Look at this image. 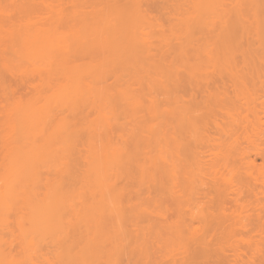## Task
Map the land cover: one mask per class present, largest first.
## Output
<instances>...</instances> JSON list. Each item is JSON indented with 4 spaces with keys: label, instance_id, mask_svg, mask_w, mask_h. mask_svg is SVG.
Instances as JSON below:
<instances>
[{
    "label": "rangeland",
    "instance_id": "obj_1",
    "mask_svg": "<svg viewBox=\"0 0 264 264\" xmlns=\"http://www.w3.org/2000/svg\"><path fill=\"white\" fill-rule=\"evenodd\" d=\"M251 1H253L257 4H261V6H262V3H264V0H0V14L5 15V16L2 15V18L5 19L6 14L8 16V11H11V13H13L12 14L13 16L16 15V16H18V18L20 17L19 19L17 18L18 22H16L17 19L14 18L16 20L15 24L19 23L21 18L23 20H25L26 17H27L26 19H28V17H30V18L32 17L31 19H34L33 17H35L36 20H38L39 17H36V16H42L43 17V18L39 19V20H41V23H40V21L38 22L39 24H37V22H36L37 25L32 24L31 23L32 21L29 22L31 24L28 23L27 25H24L25 24L24 21L21 20L19 23L21 25L19 26L17 24V26H15V24L12 23L13 19L10 18L11 19V22H10L9 18L6 17V18H8V24H7V22H5L4 20L1 19V15H0V19L3 21L2 22L0 20V26H2L1 23L3 24L4 22H5V26L9 25L10 23L14 24L15 27L19 26V28H15L13 26L15 28L16 32H18L17 34H16V32H14L15 30H12V33L14 32L13 35H11L12 33L11 34L8 33V32H10L9 29H11L10 27L12 26V24H10L9 28H5V30H3L4 33L2 31L3 35L0 34V38H2V36H3V38H5V40L7 39V37L8 38L13 37V38H10L7 40L8 43L7 42L5 43L6 48L5 47L2 48L3 46L1 44H2V41H4V40L0 39V40H2V41H0L1 42L0 48H2L1 50H3V51H6V50L10 51V54L8 53L10 56V59H11V54L13 53L11 61L14 64H16V65L18 64L22 67L26 65L27 68H30L29 71H32V70L38 71V69L42 66L45 68L44 63L46 64L48 62V60L51 58L53 53L56 52V50H58L61 47L63 48L64 46H66L65 45L66 43H68V45H69V42H70L71 46H74L76 43L79 42V45L81 43L83 46H86V50H85V52H83L84 53V55H83L84 59L83 60L80 59V58H82V55H80V54H77L74 57V58H78L80 60V62H83V63L81 66H78V67L74 68L72 71H70L68 80H66V83L68 86L66 88V90L63 91L61 94H59L58 91L53 90V88L52 89L50 88L51 90L56 91L55 94H59V95L58 96L54 95V97L52 96L53 94L50 95L52 97L51 100H53V101L56 100V101L54 102V104L51 100H49V101L52 104L47 101L48 103H50L49 108L47 106V108L49 109L48 111L44 110L47 108H46L45 102L44 101L41 102V99H42L41 96H45L47 93L50 94L51 90H49V88H47V90H46L47 93L44 91L45 92L44 95H42V94L38 95V97L39 96L41 97V98L39 97L37 99V101L39 100L40 103L39 102L33 103L34 101H36V99L33 100L35 98V96H34V98L32 97L33 102L30 100L31 98L30 99L28 98L30 100L31 104L25 100L26 104L29 103L30 105L22 106V108H20L21 107V105H20L21 103H20V104H18V106L20 105L19 107L16 106L19 109L18 113L15 114L16 111H14L13 113L19 117L21 114L22 118H23V116H26L30 119L34 118L32 120V121H34V120H37L36 119L37 117H40L41 115L45 116V113L48 114V112L52 110V108H50V106L53 105L54 110L58 112V115L59 114L60 115L66 114L68 119H72V116L74 115V114L72 115V113L75 111L74 108H77V107L73 108L72 105H74V103H73L74 100H77V98H78L79 99L78 102L79 101L82 102L84 100L85 103L79 104V106H78L79 108L77 109V111H75L76 113L74 116H76V118L78 120L80 119V121H81L82 117H83V119L84 118L87 119L88 117L91 118V119L88 118L87 120L85 119V122L83 121V123H86L85 125H82L83 123H79L77 120L72 119L73 121H75V124H76L75 126H77L78 129H73V130L71 129V130L81 132V133H79L80 135H77L78 133L75 134L78 137L77 138L75 136V138L79 139L78 145H75L76 146L75 150L77 149V152H78L80 149H82L83 152H82V150H80L81 152L79 151V153H76V152H74L75 150H73V151L71 150L70 153H68V151L66 153V152H62V151L60 152V150H58L60 148V146L58 145L59 141H58V143L53 144L55 146H52L50 144L51 146H49V148H48V146L45 148H38V146L41 145V143L43 142V139L47 138L49 136V134L52 133V131H53L52 128L54 127L55 122L52 124L53 127L51 125L50 129H52V130L47 129L45 131L44 130L42 131L41 126L37 127L38 129L35 128L36 124H38V122H35L36 123L35 125H33V124L31 125V123H30L29 124L31 126V128H30L28 125V123L30 121L27 122L28 119L26 121V119L24 118L25 120L24 119L23 120L25 122H27L26 127L23 126L24 127L23 128L21 126L20 128L18 127L19 129H17L16 125L18 124V121L17 122H15V121L18 119L16 118V120H15V117L13 119L14 114L12 116H11V114L10 115L7 114V115H9V117L10 116L12 117L10 119L15 120L14 122L17 123L15 125V128L17 129V131L14 130L17 133L13 134L12 132H10V128H9V132L12 133L9 136L10 137L13 136L11 138V140H13L12 142H14V143H12L11 140H9V139H8L9 140L8 143L11 142V144H9V145H11L12 148H10L9 146L5 147L6 143H7L6 138H10V137H5V143H4V141L3 142L1 141L3 143L2 145H4L3 147H5V148H3V147H2L3 149L0 148L1 150H4L6 148L9 150V148H10L9 152H11V149L13 150V147L15 148L11 158H8V160H7L5 157L6 161L4 159H0V162L2 165V167H0V264H37L43 255L46 256L45 252H47L48 250L50 252L49 254L47 253V255H49V260L55 261L56 260L55 258H57L58 260H56L54 262V264H59L58 261L61 262L60 259L64 258L62 255H63V253L66 252V251H64L66 249H64L62 252V247H65V246H62L61 248H59L61 246V244H64V243H61V244L59 243L60 239L65 238L62 234H64L66 236V234L68 232H69V234H70V232L75 233V231H71V230L76 228V232L79 233L78 237L81 236V238H84V239H85V237H87L85 241L87 242V239H88V242H90L91 241L90 239H92L90 234L92 235V233L94 232L93 231L94 229H95V231H97L96 229H98V227H97L98 225L97 226L95 225V222L97 221V219H94L97 216V213L99 212L98 210L101 209L103 211H106V208H108L109 204H110V206H113L112 201L116 200L115 196H117L116 193L118 192V188L121 186V182L124 180H127V181L131 180V181L136 182L135 185H137L138 180L139 181L143 180L140 175H142V177H143L144 172H142L141 169H138L139 168V167H137L138 164L139 165L141 164L142 167L144 168L146 166L145 164L148 163L150 166V169H151V168H153L154 164L156 165L158 163V161H161L162 163H160V165H158V164L156 165V168H157L159 166H162L161 164H163L165 162V161H163L162 158H165L164 160H166V158H167V160H166L167 163H164V169H165V165L167 166V164L169 163L168 159L172 163H173V161L174 162L178 161L177 159L174 160L175 158H172V159L170 158V155H172V154H171V151H169V150H171L170 147L173 144L172 145L169 144L170 139L167 141L168 138L165 136L168 133H170V131H168V133H167V129H168V127L170 128L172 126L169 124L172 122L168 123V119H167V121H166V119H162L164 116H161L162 115L161 113H163L164 108H160V111L158 110L159 107L162 105H165L166 107L172 106L173 109H175L177 107L175 106V108H174V106L170 105V103H168L169 104L168 106H167V104L163 103V101H164L163 96H165V95H163L162 93H159L162 95H160L161 97L158 95L157 98L160 97V99L163 101L161 102V104H159L160 103V100H159L158 108H157V106L153 105L156 107L155 111H154L155 108L153 106H152L153 108L151 107L153 109V111L151 110V108L149 109L151 112L148 110V108L152 105V104H150V94H152L156 90V89L153 90L151 88L150 91H152V90L153 91H152V93L149 92L150 88L148 89V85L151 83L150 85L151 86L153 85L152 87L155 88L157 85L154 83H156V82H158L159 84L162 82H164V83L169 82L168 77H166V75H165L167 72H164V70L162 68L163 65L161 67V62H159L160 66H158L159 64L157 65L158 67H161L159 69H156V67H154V65L151 64L152 63L151 61L154 60L152 57H154L157 53L160 55V52H159L160 49H165L167 47V45H169L171 47V49L173 48L172 51L174 52V54L176 53V51L177 52L181 51V54H183L182 50H181L183 48V50H185L184 51L185 53L183 55H186V52H188V51H189V53L191 52L192 54L195 53V55L193 54V56H192V54H189V56L190 55L191 56L188 59H186V57L181 58L183 55L182 56H180V54L177 55L176 57L180 56V59L181 60L183 59V61L186 62V63H183L181 67H183V65L185 64L184 67L187 66L189 71H190V69L193 67L191 69V70H193L195 68L194 66L196 65L197 68L195 70H197V71L200 70L199 74H201L204 71L203 70L201 72V69L204 68L203 66H205V67L207 66V68H209L211 66V65L208 66V64H211V63H209V61L207 60V52L210 49H215L213 47L214 45L212 46L209 44L210 41H207L208 43L205 42L206 38L213 36V34L215 35V33L217 31L219 32V30L222 29L223 27H225L226 25L228 27V24H230L229 27L233 28L234 27L233 26L234 21L232 23V19L237 21L241 17L242 19H244L243 22L247 21L246 23H248L249 21H251V23H252V21L254 22L255 18L257 19V21L258 20L264 21V12L262 13L261 11H258V8H256V7H253V9L256 8L257 11H251L249 9V7H251V5L249 6L248 4H250ZM14 3H16V5L18 4L19 6L17 7L16 5H14ZM255 3H253L252 5H254ZM12 4H13V6H12ZM138 4L141 5V6H139L140 9L137 8ZM236 4L242 5L241 7H243V8H235V10H237V11L239 10L238 11L239 13L238 12L236 13V11H235L234 14H231L229 12V14H231L230 19L232 18L230 20L229 17H227V13L230 9H227V8L233 7ZM246 5L249 7L247 8ZM255 6H256V4H255ZM145 7L149 8L150 12L154 8H155V10H153L152 13H150L151 15H149V11ZM238 7H240V6H238ZM223 8L225 9L224 10L225 12L223 11ZM12 9L15 10V14H14V11H12ZM145 9L148 12L147 11L145 12L144 11ZM251 9H252V7H251ZM256 9H254V10H256ZM261 9H263V8L261 7ZM226 10H228L227 13H226ZM11 13L9 15H11ZM153 13L155 15L152 16ZM13 16H11V17H13ZM44 17H47L48 20H49V17L53 18L54 20H58L59 18H62L63 22L68 21V23L61 24L62 22L59 19L58 21H60V24L56 21V23L58 25H55V24L54 25H52V24L48 25L49 23H51L50 21H49V23H47V22L42 23V21L44 22V20H45ZM51 18H50V20H51ZM33 23H35V22L33 21ZM257 23L259 24V21ZM257 23L255 25H257L259 27L258 28H256L257 26L254 27V29H256V30H255V33H254V31H252V33L256 34V32H258V37H259V31H260L259 29H261V28H260V25H258ZM237 24H239V23L237 22ZM249 24H247L248 31H250L249 29H251L249 27ZM244 25L246 26V24H244ZM255 25L252 23V26H255ZM262 26H264V25H262ZM13 27H12V29H14ZM229 27H228V29H231ZM238 27H239V29L237 27L236 28L239 31L241 27L240 26H238ZM236 28H235V30H236ZM254 29H252V30H254ZM1 30H2V28H1ZM1 30H0V32H1ZM237 30H236V32H237ZM232 32H233V30L231 31V33ZM263 32H264V30L261 31V33H263ZM14 34H15V36H14ZM185 37H188V38H185ZM189 37L191 39H193L191 41L188 40L189 43L190 42H192V43L185 45V43L187 41L184 42V40L189 39ZM65 41H66V43H64ZM5 44H4V46H5ZM169 46L167 48H169ZM7 47H8V49H7ZM88 48L90 49L89 52H87ZM217 49L218 48H216V50ZM99 50H101L103 52H98ZM166 50H165V52H166ZM186 50H188V51H186ZM7 51L5 52L6 55H8ZM91 51H93V52H91ZM172 51H171V53L173 54ZM213 51H215V50H213ZM213 51H211V53H213ZM246 51H248V50H246ZM246 51L244 50L243 53L247 54ZM260 52H261V50H260ZM91 53H92V55L96 54V58H94L91 55ZM98 53H102L103 56H101L102 54L99 56ZM124 53H128L127 55H131V56L132 55L134 56L137 54V56L134 58L133 57L128 58V61L131 64L130 68H128L129 66H125L124 62L122 61V54H124ZM166 53L169 54L170 51L166 52ZM55 54H57V53H54V55ZM172 54H170V55H172ZM187 55H188V53H187ZM173 56H175V55H172V57ZM241 56H242V54H241ZM169 57H167V60L168 59L172 60ZM245 57H247V56H245ZM248 57H250V55ZM52 58L54 60L55 57L53 56ZM151 58L153 60H151ZM238 58H240V56H238ZM157 59H158V56H157ZM159 59H160V57H159ZM163 59H164V57H163ZM241 59L243 60V56ZM176 60H177V58H176ZM186 60H188L189 63H187L188 61H186ZM201 61L204 63V65ZM223 61H224L222 63L223 66L227 65V62H226V64H224L225 60H223ZM80 62H77L75 64L77 65ZM153 62H155L154 64L156 65V61L154 60ZM177 62H178V60H177ZM177 62L175 63L176 64L175 66L180 65L179 62H181V61L178 62L179 63L178 65H177ZM221 62L222 61H220V63L219 62L218 63L221 64ZM49 63L51 64L50 61H49ZM200 63H201V65H200ZM186 64H188V65H186ZM190 64H195V65L193 66ZM219 64H217V66H219ZM18 65H17V67H18ZM122 66L127 67V68H125V67L123 68V72L121 71ZM229 66H227L226 68H229ZM181 67H178V70H179V68L181 69ZM211 67H213V66H211ZM182 69L184 70V71L182 70V72H186V74L189 73V72L187 73V71H188L187 69L186 70L184 68H182ZM160 70L161 71L163 70V72L161 73ZM195 70H194V72L198 73ZM205 70H206V68H205ZM226 71H227V69H226ZM180 72H181V70H180ZM36 73L37 72L34 73L36 75L34 77V79H32L33 76L30 77V79H32V80H30V82L32 81L34 84L37 82V79H38ZM163 73H165V74H163ZM190 74H191V72H190ZM164 75L166 78L164 77ZM196 75H198V74H196ZM226 75H227V72H226ZM171 76H169V77H171ZM183 76H185V74H183ZM156 77H157V79H156ZM158 77H159V79H158ZM120 78L125 79L124 82L125 81L127 82V83H125L127 88L125 87V85H122L123 81H121ZM160 78H163L164 80H161V82H159ZM183 78H185V77H183ZM243 78H244V81H247L245 79V77H243ZM35 79H36V82H35ZM258 79H256V80L259 81ZM188 80L189 79H187V81ZM194 80L196 81L197 79H194ZM198 80H200V79H198ZM248 80L250 81V79H248ZM120 81H121V83H120ZM129 82L132 83L134 88L130 87L131 84ZM185 83L187 86H189L188 85L189 82H188V84H187V82H185ZM193 83L195 84V82H193ZM248 83L249 82H247V84H246L247 86H248ZM154 85H155V87H154ZM122 86H124L125 88H123ZM136 87H138V90ZM244 87L245 86H243V89H244ZM122 88L123 89L129 88L130 91L129 92L125 91V93H124ZM156 88H158V87H156ZM30 89L32 90L33 88L31 87ZM133 89L136 90V92L142 90L140 92L141 93L143 92L144 95H142L140 93H139L140 95L134 94ZM161 89H163V88H161ZM243 89H242V94H240L241 95L240 97L243 98V96H244L245 99H243V100L245 102V100L248 98V96H247L246 92H244ZM130 92H133V93H130ZM48 94H47V98L49 96ZM157 94H158V92H157ZM169 94H168V98H165L166 100L172 96V95L169 96ZM136 95H138V97ZM141 95H142V97H141ZM50 96H49V99H50ZM45 97H44V99L46 100ZM36 98H37V96H36ZM80 98H82V100ZM136 98L138 101L136 100ZM239 99L240 98H238V100ZM166 100L164 102H166ZM140 101H141V103H140ZM135 102H137V103L139 102V104H138L139 106ZM244 102H242L243 106L245 105ZM242 103H241V105H239L240 106L239 109H241L240 112L242 111V109H244L243 111L245 112L246 110L244 107H246V106L243 107ZM238 104H240V103L236 102V105H234L235 107L233 106L234 109H231L232 111L229 109L231 111L230 116H231L232 112H234V114H236L235 116H239L238 108H237ZM43 105H45V106H43ZM227 105L228 106L225 107L226 112H227V107L228 108L230 107L229 104H227ZM230 105L232 106V104H230ZM8 106H9V104H7V107ZM10 106H11V104H10ZM10 106H9V109H11ZM43 107H45V108L43 109ZM59 107H60V109L57 110ZM70 107H72V109H70ZM162 107H164V106H162ZM170 107H169V109H170ZM172 107H171V110H172ZM17 108H16V110H18ZM63 109H65V110H63ZM169 109L167 108L165 110L168 111ZM54 110H52V111L54 112ZM61 110H63L66 113H64ZM72 110H73V112H72ZM176 110L178 113V110H180V108L179 109L177 108ZM176 110H172V111L173 112L175 111V114H176ZM1 112L3 114V111H1ZM153 112H154V115L152 114ZM173 112L171 115L174 114ZM8 113H10V112H8ZM50 113L51 112H49V114ZM112 113L114 116L113 118L111 116ZM155 113L157 114L158 117L156 116ZM158 113H160V114H158ZM164 113H166V112L164 111ZM181 113H184V112H181ZM49 114L46 115L45 117H48ZM52 114H55V113H51V115ZM77 114L80 115V117L81 116L82 117L78 118ZM180 114L177 115L178 118L180 117ZM234 114H232V116H234ZM87 115H88V117H87ZM181 115L184 117L183 114H181ZM1 116H3V115H1ZM159 116H160V118H159ZM211 116H212V118L216 117V115L213 116L210 114V116L208 118L210 119ZM226 116H227V114L225 115V117ZM45 117H44V119H45ZM56 117L57 116L55 115L54 118H56ZM140 117L145 118V120L144 121L142 120L143 122H141V124L139 125L138 122L141 119ZM6 118L7 117H5L4 119L6 120ZM58 118H60V116ZM58 118H57V120H58ZM92 118L94 119V121L90 122L93 120ZM166 118H167V116H166ZM178 118H176L175 120H177ZM231 118L232 117H229L230 120H231ZM2 119L0 117L1 123H2V121L3 122L9 121L8 120L9 118H7L8 121L7 120L4 121V119L3 120ZM40 119H42V117ZM52 119H53V116H52ZM173 119H174V117H173ZM23 120L21 119V122ZM42 120H41V122L39 120V123H42ZM54 120H56V119H54ZM170 120L172 121V118ZM212 120H215V119H212ZM260 120H261L260 122L257 121L258 123H256V128H254V129H253V127L248 128L247 129L249 131L248 133H247V130L245 132H243L244 138L241 135L240 141H236V139H235V141L237 143L239 142L237 144L238 146H236V143L235 144L233 143L235 141L232 140L233 137H235V136L233 135L232 137L229 138V135H228L227 137H225L226 145L222 146L221 150H217L218 149L217 147H216L217 149H214L215 145L213 144V142H211L213 145L209 142L212 145V147L214 146L212 148L213 151L209 152L210 150L207 151V149H206L207 153H205V154H202V152H200V148H202V146L204 145L203 146L204 149L202 148V150L204 151L205 146L208 145V141L210 139L209 137H211V139L214 137V139H215V137L219 134L217 131L215 132L216 129L210 121H209V123L211 124V126H208V128H207V124H206V126H204L206 128H204L202 125L203 123H202L201 125L203 127V131H204V129L208 130L209 131V134H208L209 137H203V139L199 138V141H197V142L199 143L201 140L203 141L204 138H205L204 141H206L208 138V140L206 142L207 144L205 145L204 142H200V145L202 143H203V145L199 146L198 147L199 149L198 148L193 149L194 147H192L193 146L192 143H189V145H192V146L191 147L187 146L188 148H186V146H185V148H184V150L185 149H188V150L193 149L194 151L193 150H192V152L190 151L189 154L185 153V154H188L189 157L191 155L190 158L186 159L187 163H188V167L187 166L186 167L188 168L187 170H189V171L192 170V171L189 172L186 170L185 174L188 176H185V174L182 176L186 177L187 180H190L193 178L192 180H194V181L197 178L196 181L198 182L200 180V182H202V183H203V180H202V178H203L205 181H207L206 182V184H207L206 190L208 189L210 191V193L213 194V196H215L216 193L222 191L223 194H221L222 192H220V194L225 199V201H224L225 207L221 208L217 204H211V205H209V207L210 206H213V207L212 208L207 207L208 209L206 212H208V217L210 218V221L212 224H214V225L220 224L218 229L220 231H226V232H224V233H226L224 235L225 239L224 238L223 239L228 246H231V248H229L227 250L225 255L224 254L222 255V257H221L222 263L218 262L217 257L215 258V255L211 254L210 256L205 258L204 262L202 261L201 264H264V193L262 192L264 190V186L262 185V180L264 179V156L263 157H257L255 155V151H254L255 148H257L256 145L258 144V142H259L258 140H260L259 138L261 137V135H263V139H264V116L263 115H261ZM11 122H12V120H11ZM123 122L126 124H124ZM162 122H164L166 125L169 124L170 126L167 127ZM23 123L21 125H23ZM32 123H34V122H32ZM87 123H88L89 127H88ZM90 123H91V126H90ZM177 123L174 122V124H177ZM145 124H146V126H145ZM149 124L152 125V126L150 125V128L148 126ZM40 125H43V123ZM124 125H126V126H124ZM142 125L144 127H147V128H144ZM181 125L182 126H178V128L179 127L183 128L182 131H180V134L182 132L183 133L185 132L186 136L184 135V138L187 140L190 137L189 134H191L192 137L193 136L196 137V134H197V136H199V134L202 135L201 133H204L205 136H208V135H206L208 132L207 133H206V131L203 132L201 130L202 129L201 127L197 131L196 129H198V128H196L194 126H192V128H191V127H189L190 125L187 126L186 123H183ZM3 126H1L3 128L2 131H4ZM7 126H9V125H7ZM38 126H39V124H38ZM48 126H50V125L48 124ZM175 126L176 125H173L174 131L177 128V127L175 128ZM142 127L144 129L143 131L146 132L147 134H145V133L143 134V131L141 132ZM152 127L156 128V129L154 130V128L152 129ZM157 127H159V128H157ZM193 127L196 129H193ZM197 127H199V125ZM39 128H41V130ZM57 128H59V127H57ZM6 129L7 128H5V131H7ZM132 129H133V131H132ZM59 130H57V131H59ZM126 130L129 134L131 132L132 134L135 133V135H133V137H132V135L130 136L126 132ZM168 130H170V129H168ZM194 130L196 132H194ZM200 130H201V132H200ZM50 131H51V133H49ZM152 131L155 132V134L158 133L157 134L158 138L156 137V139H153V138L151 139L149 137V136H151ZM164 131H165V134H163ZM171 131L173 132V129H171ZM177 131H179V129ZM177 131L175 133L178 134L179 132H177ZM68 132H69V130H68ZM119 132H121V133H119ZM136 132L139 134H137ZM140 132H141V135H140ZM42 133L45 135H43ZM54 133H55V131H54ZM54 133H52V134L55 135ZM122 133H124L126 135L128 134V135L126 137H124L125 135ZM148 133H149V135H148ZM109 134H111V136H107ZM118 134H121L120 135L121 137L123 135V137L126 138V140H128L127 141V143H128L127 148L128 149L124 148V151L121 150V153H122V151L126 152L125 150H129L128 154H129V152H131L133 160H130V161L132 162L133 167H132V170L129 168V166L127 168L128 169L127 171H129V169H130L131 172L125 173L126 171L123 172V170H125L126 168L123 169L124 168L123 167L122 168L123 170H122V169H119V167H118V165L120 163H122L121 162L122 161L121 160L122 154L120 153L119 149H122L126 145V143H125L126 141L124 142L125 139H123V137L120 139L119 138L120 136ZM159 134H161V135H159ZM230 134H232L231 130H230ZM256 134H258L259 136L257 135V137H255ZM2 135H4V134L2 133ZM60 135H63V134H60ZM64 135H66V134H64ZM187 135H188V138H187ZM210 135H212V136H210ZM55 136L57 137L59 135H55ZM167 136H169V134ZM52 137H54V136L50 135V138L55 141L56 138L54 139ZM139 137H140V139H139ZM59 138L60 137H57L58 140H59ZM72 138H73V136H72ZM75 138L72 139V140H74V142L76 140ZM137 138H138V141L141 140L139 142H143L142 139H144V142L141 143L142 145L140 143H134L135 141H137ZM245 138H249V139H245ZM147 139H149L150 141ZM195 139H197V137ZM216 139H217V137H216ZM184 140H182L183 143H184ZM191 140H193V139H191ZM231 140L233 142H231ZM54 141H52L51 143H53ZM147 141L150 143H147ZM188 141H185V143ZM197 142L195 141L196 144H198ZM75 143L77 144V142H75ZM124 143H125V145H124ZM170 143H172V142H170ZM195 143H194V146H195ZM255 143H256V145H255ZM135 144L137 145L136 146L137 149L135 147ZM149 144H151V145H149ZM239 144H241V145H239ZM79 145H80V147H79ZM138 145L139 146L141 145V147H138ZM211 145H208V146H211ZM56 146L58 149L56 148ZM254 146H255V148H254ZM263 146H264V144H263ZM263 146L261 145V147H263ZM138 148L140 149L139 151H138ZM7 149L4 150V152H3L4 154H6V152H8ZM166 149L168 151L167 152L168 155L165 154ZM210 149H211V147H210ZM1 150H0V152H1ZM135 151H136V154H135ZM147 151H148V153H147ZM185 151H187V150H185ZM137 152H139V156H138ZM145 152L147 154H149L147 156H150V157H147ZM169 152H170V154H169ZM193 152L195 155L193 154ZM208 152H209V154H208ZM3 153H1L2 156L0 155L1 158L2 157L4 158V156L8 155V153L6 155H4ZM11 153H9V154H11ZM131 154H129L130 157H131ZM152 156L154 159L152 158ZM137 157H141V158H139V160H138ZM145 157L147 160H145ZM172 157H173V155H172ZM184 157L185 156H183V159H185ZM150 158L152 160L156 161L157 163L152 161ZM2 162L4 165L2 164ZM153 162H154V164L152 165ZM178 162H180V161H178ZM183 163H186V162L184 161ZM183 163H182V166H183ZM128 164L130 165V163H128ZM179 165H181V164H179ZM186 167L184 166L183 168L186 169ZM189 167H190V169H189ZM133 169H136V170H133ZM159 169H161V168H159ZM179 169L177 170V172L179 171ZM139 170L143 174H141ZM169 170H171V169H169ZM181 170H183V171L182 172L180 171V174H177V172H176V175L179 176V179L182 178L180 175L184 172V169H181ZM165 171L167 173L168 170L165 169L164 172ZM120 172H123V173H120ZM156 172L159 173V171H156ZM164 172H163V174H165ZM169 172L171 173V175H170V173H169V175L171 177H173L172 176L173 173L171 171H169ZM160 173H162L161 170H160ZM157 175L158 174H156V176ZM161 175L162 174H160V177L165 176V175H162V176ZM167 175H168V173H167ZM189 176L190 177L192 176V178H190ZM157 177H159V176H157ZM188 177L190 179H188ZM168 178L170 179V177H168ZM161 179L163 180L164 177H162ZM184 179L185 178H183L182 181ZM144 180H146V178H144ZM187 180H185V181L187 182ZM114 181H116V182H114ZM194 181H193V184H191V186L192 185L196 186L197 182L194 184ZM189 183H190V181H189ZM122 184H123V182H122ZM197 185H199V182L197 183ZM191 186H190V188H191ZM194 186H192V188H193V190L191 189L192 191L190 189H189L190 191H188V193H190V192L192 193L194 191V193L191 197L192 199L190 198L191 199L190 207L192 208V215L194 217L193 221H192L191 229H192V227L195 229L199 225V212H200V207L202 206L201 203L203 201L202 196L199 197V194H195V189H197V188H195ZM216 186L220 187L219 191L217 190ZM163 189H165V188H161V190H163ZM182 189H184V188H182ZM182 189H181V192L183 194L187 193V191H186L187 189L186 190L184 189L186 192L183 191ZM199 190L200 189L196 190L197 193L199 192ZM162 192H166V191L164 190ZM190 194H188V195H190ZM188 197H190V196H188ZM75 200H76V202H75ZM73 202H75V205ZM77 203H79V205L81 203L82 206L80 205L81 206L80 208L82 209L81 210L82 212H83V209L85 210L86 206L88 204L91 205V203H92L93 207L94 206L97 208L100 207L99 209H97V208L92 209L91 213L93 211L97 212V213L94 212L95 213L94 217H93V214H91V213H90L92 215L91 218L88 217L89 220L90 219H94V221L96 220L94 222V225L96 228L94 227V225L92 223L93 221L90 222L87 219H85L86 221H81V222L79 221V223L77 222V224H76L75 221L79 220V218H82V217H80V216H82L81 215L82 212L80 214L77 213V212H80V211H78L79 209L78 210L76 209L79 206ZM106 203H108V205ZM240 203H246V205H247L246 210H240L241 214L238 213L239 209L241 207V205H239ZM70 204L72 205L71 208H73V206H75L74 210H75V212L77 211L76 212L77 216L79 215L78 219H73V217H70V216L74 215L73 209H72L73 214L70 213V211L72 212V210L70 208ZM123 204H125V203H123ZM149 204H151V206H152V203L148 202V205L145 204V205H147V208L148 209H149V207H150V209L153 208ZM90 205H88L87 208H89ZM141 207H142V205L139 206V209ZM216 207H218L220 210V213H222L221 217L223 215V217H222L223 220L221 219L222 222L219 221L220 218H218L215 214L216 210L213 208H216ZM108 209L109 210L113 209V207H111V208L109 207ZM114 210H115V212H117L116 208L113 209V212H114ZM118 211H120V209ZM84 212H83V214H84ZM108 212L110 213V211H108ZM87 213L89 214V212H86V215L88 216ZM104 213L105 212H103V214ZM70 214H72V215H70ZM90 214H89V216H90ZM112 214L110 215V217L113 216ZM125 214H127V212L124 213V215ZM114 215H115V213H114ZM132 215H133V212H132ZM105 216L103 215V217H102L100 214V219H98V220H102ZM117 216H119V215H117ZM127 216H129V212H128ZM215 216L217 218H215ZM74 217L77 218L75 215H74ZM101 217H102V219H101ZM84 218H87V217H84ZM117 218H115L116 221H117ZM119 218H120V216H119ZM125 218H122V220H124ZM129 218H131V217H129ZM127 219H128V217H127ZM103 220L105 222L107 221L106 219H103ZM104 221H102V223ZM116 221H114V224L116 223ZM72 222L75 224L72 225L73 224ZM97 222H99V221H97ZM110 222L111 221H109V223ZM142 222H144V221H142ZM99 223H97V224H99ZM112 223H113V221H112ZM123 223H124V221H123ZM129 223H130V219H129ZM144 223H146V222H144ZM243 224L247 225V230H244L242 228ZM100 225H102V224H100ZM110 225L111 224H108L105 227V229H108V230L110 229V232H111V229L114 225L113 226L112 225L110 226ZM116 227L120 228L118 225ZM123 228L130 229V228H132V226H130L129 224H127V225L125 224ZM133 229H134V227H133ZM229 229H233L234 232L229 233L228 232ZM101 230H103V229H99V231H101ZM101 232H100V234H101ZM108 232L105 231V234ZM129 232L130 231H128V233ZM132 232H135V231L133 230ZM87 233L89 234V236L91 238L89 236H87L88 235ZM125 233H126V231L123 233V235ZM232 233H233V235H232ZM71 234H70V237H71ZM95 234L97 235V234H99V232L97 231V232H95ZM129 234H127V237H129L128 238L129 240L128 241L126 239L124 240V237L126 236L125 235L124 237L122 236L123 237L122 242L127 241L126 243L129 242V243H133V245H134V240L136 241V238L134 239L135 233H132L131 236H128ZM73 235H72V237H73ZM109 235L107 234V237L104 235L106 237V239L103 236L104 239H101V240L102 241L104 240V242H105V240L109 239L108 237H110L112 234L110 236ZM190 235H191L192 239L196 238V235L193 233V229H192V234H190ZM60 236L62 238H60ZM74 236H77V235H74ZM93 236H94V233H93ZM78 237H76V239ZM171 237H172L171 239L173 242L171 240L169 241V239H170L169 237H167L168 239L166 238V241L167 242L169 241V243H172L174 245L173 247H175V245H176V247H179L178 245H180V244H178V243H180L181 241L183 242V240H184L183 237H178V235H174ZM67 238H69L68 235H67ZM152 238H150V240L152 239L153 242H156V241L158 242V240H156V239H159V238H156V239H155V237H152ZM162 238H163V240H162ZM162 238L160 240L164 241V239H165L164 236ZM110 239H112V238L110 237ZM154 239L156 241H154ZM64 240H66V238ZM67 240L69 241V239H67ZM83 240L81 242L84 245L86 243H85V241L83 242ZM96 240H97V237L95 240L93 238V242H91L90 244L94 243V241H96ZM113 240H115V239H113ZM70 241H71V239H70ZM98 241H100V240H98ZM108 241H110V240H108ZM162 241H160V242H162ZM62 242H64V241H62ZM118 242L122 243L121 237L118 240ZM153 242H151V243H153ZM105 243H107V242H105ZM162 243L164 244V242H162ZM169 243H168V245H171V247H172V244H169ZM56 244H58L59 246H57ZM96 244H97V241H96ZM122 244H124V243H122ZM104 245H106V244H104ZM106 247H107L106 250H109L108 252L110 255L111 251H110V249H108L109 248L108 246H106ZM125 247L128 248V246H126V245L123 246L124 249H126ZM131 247H135V246H131ZM173 247H172V250H173ZM101 248L103 249V247H101ZM136 248H138V247L136 246ZM179 248H177V249H179ZM97 249L98 248H96V250L94 248H92V250H95L96 252L99 250V249L98 250ZM115 249H113L112 254H113ZM121 249L122 248H120V250ZM174 249H176V248H174ZM88 250H86V251L88 252ZM116 250H118V249H116ZM120 250H119V252H120ZM129 250H130V248L127 249L126 252H122V250H121V253H119V255H117V257H118V258L116 257L117 260L119 258H120V260H122L120 262L121 264H129V262L131 263L130 260H132L133 262H134V260L139 261L138 257L140 255L138 256V253H140V252L137 251L136 249H133V248H132V251L131 250L129 251ZM133 250L134 251L136 250L138 253L136 252L137 253L136 254ZM138 250H139V248H138ZM91 251L89 250V253L87 254L88 255L87 258H89L90 255L94 254V252H93V254L92 253L90 254ZM103 252H104V250L101 253H103ZM108 252H106V253H108ZM116 252H118V251H116ZM130 252H132V253H130ZM178 252H179V250H178ZM178 252H176V253H178ZM42 253H43V255H42ZM55 253H56V255H55ZM98 253H100V251ZM70 254L68 253L67 255L69 256ZM103 254H104V256H106L105 253H103ZM59 255H61V256H59ZM98 255H101V254H98ZM115 255H112V256H114L113 258H115ZM67 257H66V259H67ZM100 257H102V256H100ZM130 257H131V259H130ZM45 258L47 259V261H45L46 259H43V263H44V261L48 262V257H45ZM98 258H99V256H98ZM108 258H110V257H108ZM89 259L91 260V258H89ZM102 259H104V258L102 257ZM102 259L100 260V258H99L98 261H100V262H98V261L97 262L102 264L105 261L104 264H106L107 260L102 261ZM105 259H106V257H105ZM110 260H108V261H110ZM112 260H114V259H112ZM127 260H128V263H127ZM200 260H202V259H200ZM53 261L50 264H52ZM94 261H95V258H94ZM64 262H65V260H64ZM112 263H113V261H112ZM118 263H115V264H118ZM131 264H133V263H131Z\"/></svg>",
    "mask_w": 264,
    "mask_h": 264
},
{
    "label": "bare ground",
    "instance_id": "obj_2",
    "mask_svg": "<svg viewBox=\"0 0 264 264\" xmlns=\"http://www.w3.org/2000/svg\"><path fill=\"white\" fill-rule=\"evenodd\" d=\"M253 1H251L250 2V4H248L249 6L251 5V7H252V9H251V7H249V6H247L246 5V7L248 8L249 7V9L251 10V11H257V9L256 8H258V11H261L262 13L264 12L263 10H264V3H262V6H261V4H257V3H255V2H253V3H255L256 4V6H255V4L254 5H252L253 3H252ZM140 4V3H139ZM138 4V7L137 8H139L140 9V7L139 6H141V5H139ZM14 5H16V3H14ZM237 5V6H236ZM236 5H234L233 7H229V8H227V9H230L229 11L228 10H226V13H227V11H228V13H227V17H229V19H230V16H231V14H234V12L236 11V13L239 11H237V10H235V8H243V7H241L242 5H238V4H236ZM260 5V6H259ZM12 6H13V4H12ZM17 7L19 6L18 4L16 5ZM236 6V7H235ZM238 6H240V7H238ZM148 7V6H147ZM147 7H145V8H147ZM253 7H256V8H254V9H256V10H254L253 9ZM261 7L263 8V9H261ZM151 9V8H150ZM158 9V8H157ZM156 9V10H157ZM233 9V10H232ZM261 9V10H260ZM147 10L149 11V8H147ZM146 9L144 10L145 12L147 11ZM153 10H155V8L153 9ZM153 10H151V12L149 11V15H151L150 13H152V11ZM225 9L223 8V11H224ZM242 10V9H241ZM240 10V11H241ZM12 11H14V14H15V10H13L12 9ZM147 11V12H148ZM232 11V12H231ZM225 12V11H224ZM229 12L231 13V14H229ZM11 13V11H8V16H7V14H6V17H8L9 18V21L11 22V19H13L12 20V23H16V22H18V19L20 18H18V16H13L12 14L13 13H11V15H9ZM239 13V12H238ZM148 14V13H147ZM1 15V14H0ZM3 16H5L4 14H2ZM2 15H1V19L2 20H4L5 22H7V24H8V18H6L5 17V19L4 18H2ZM153 15H155L154 13L152 14V16ZM229 15V16H228ZM11 16H13V17H11ZM36 17H39V19L40 18H43L42 16H36ZM240 17V16H239ZM11 18V19H10ZM17 19V21L15 20V19ZM27 18V17H26ZM25 18V20H23L22 18L20 19V21L21 20H23L24 21V25H27L29 22H31L32 24H35V25H37V24H39L38 22L40 21V23H41V20H36V18L35 17H33L34 19H31L30 17H28V19H26ZM50 18L51 17H49V20L47 19V17H44V19L46 20H44V22L42 21V23H45V22H47V23H49V21L51 22V23H49L48 25H58L57 23H56V21L60 24V21H58L59 19L61 20V24H66V23H68V21H65V22H63L62 21V18H59L58 20H54L53 18H51V20H50ZM0 19V20H1ZM232 19V18H231ZM230 19V20H231ZM238 19V18H237ZM236 19V20H237ZM241 19V20H240ZM1 20V21H2ZM53 20V21H52ZM242 22H240V21ZM243 20L244 19H242L241 17L237 20V21H235V20H233L232 19V23H233V21H234V24H233V28L232 27H229V25L230 24H228V27L229 28H231V29H228V27H227V25L225 26V27H223L222 29H220L219 30V32L217 31L216 33H215V35L213 34V36H211V37H209V38H206L204 41L205 42H207V41H210V45H214L213 47L215 48V49H210L208 52H207V60L209 61V63H211V64H208L207 62V64H208V66L209 65H211V66H213V67H209V68H207V66L205 67V66H203L204 68H202L201 69V74H199V71H197V70H195L197 67H196V63L195 64H190V65H195L194 67V69L193 70H191L190 69V71H189V69H188V67L187 66H185L184 67V65H183V67H181L182 66V64L183 63H186V62H184L183 61V59L181 60L180 59V56H182L185 52V50H183V48L181 49L182 50V53L183 54H181V51L180 52H177L176 51V53L174 54V52L172 51L173 50V48L171 49V47L169 46V45H167V47L169 46V48H165V49H160V55L157 53L154 57H152L155 61H156V65L154 64L155 62H153L154 60L151 58V60H153V61H151L152 63L151 64H153L154 65V67H156V69H159V68H161L162 67V65H163V70H164V72H167L166 74L165 73H163V74H165L166 75V77H168V80H169V82H162V83H158V82H156V83H154V84H156L157 86L156 87H158V88H156L155 87V85H154V87L155 88H153L150 84L148 85V89H149V92H151L152 93V91L153 90H155L152 94H150V104H152L149 108H148V110L153 106V105H155V106H157V108H158V102H159V100H160V103L159 104H161V102L164 100H166L165 98H168V94H169V96L170 95H172L171 97H169V99H167L166 100V102H164L163 101V103H165V104H167V106L169 105L168 103H170V105H173L174 106V108H175V106L179 109L180 108V110H178V113H177V108H175V109H173V107H172V110H176V114H175V111L173 112L172 110H171V107L170 106H168V107H166L165 105H162V106H164V107H162V106H160L159 107V111H160V108H164L163 110L166 112V113H164V111H163V113H161L162 115L161 116H164L162 119H166V121H167V119H168V123L169 122H172V123H169L170 125H172L170 128L168 127V126H170L168 123V125H166L164 122H162V123H164V125H166L167 127H168V129H170V130H168L167 129V133H168V131H170V133H168L169 134V136H167V135H165L168 139H167V141L169 140L170 142H172V143H170L169 142V144H173L171 147H170V149L171 150H169V151H171V154L173 155V157H172V155H170V158L172 159V158H175L174 160H178V161H180V162H178V161H173V163L172 162H170L169 161V159H168V164H167V166L165 165V169L166 170H168L167 171V173H168V175H169V171H171L173 174H172V176L173 177H171L170 175H171V173H170V175L168 176L167 175V173H166V171L164 172V163H167V158H166V160H164L165 158H162L163 159V161H165L163 164H161L162 166H159V167H157L156 168V165L158 164V165H160V163H162L161 161H158V163L156 162V161H154V160H152L151 158V160L152 161H154V162H156L157 164L155 165L154 164V162L152 163V165L154 164V166H153V168H151L150 169V166H149V164L147 165V164H145L146 166V168L144 167H142V165L140 166L139 164L137 165V167H139L138 169H141V171L142 172H144V175H143V177H142V175H140L141 176V178L143 179V180H141V181H137L138 183H137V185H135V183L136 182H134V181H131V180H124V181H122L123 182V184H122V182H121V186L118 188V194L116 193V195L117 196H115L116 198V200H113L112 201V205L113 206H110V204H109V206H108V208L110 207H113V209H117L116 211L119 213H117V212H115V210H114V212H113V209H108V208H106V211H103V210H101V209H99L100 207H93L92 206V203H91V205L90 204H88V205H90L89 206V208H87L88 207V205L86 206V208H85V210L83 209V212H84V214H83V212L81 211L82 209L80 208L82 205H81V203H80V205H79V203H77L79 206H78V208H76L78 211H80V212H77V213H81V215L82 216H80V217H82V218H79L78 216H77V213L75 212V210H74V207L75 206H73V208H71V204H70V208H71V210L73 209L74 210V215L77 217V218H75L74 217V215H72L73 214V210H72V212L70 211V213H72V214H70V215H72V216H70V217H73V219H78L79 218V220H74L75 222H76V224H77V222L79 223V221L81 222V221H86L85 219H87V220H89L88 219V217H90L91 218V214H93V217H94V214L95 213H97V212H95V211H93L92 213H91V211H92V209L93 208H97V209H99L98 211V213H97V216L94 218V219H97V221H99V222H97L96 220V222L97 223H99V224H97L95 221H94V219H90L89 221L90 222H92L93 223V225H94V222H95V225L98 227V229H96L98 232H99V234H95V232H97V231H95V229L92 231L93 233H94V236H93V233H92V235L90 234V236L92 237V239H90L91 237L89 236V232L87 233L88 235L87 236H89L90 238V242H88V239H87V242L85 241L86 240V238L87 237H85V239L84 238H81V236L80 237H78V234L79 233H77L76 232V228L75 229H72L71 231H75V233L74 232H70V234H71V237H70V234H69V232L66 234V236L64 235V234H62L65 238H66V240H64L65 238H63V239H60V244L61 243H64V244H61V246L59 247V248H61L62 246H65V247H62V252H63V250L64 249H66V250H64V251H66L65 253H63V257L64 258H61L60 260H61V262L60 261H58L59 262V264L61 263V264H100V263H98V262H100V261H98V259L100 258V260L102 259V257L104 258V259H102V261H104V260H107L106 261V264H111L112 263V261H113V263L115 264V263H118V264H121L120 262L122 261V260H120V258L117 260V255H119V253H121V250H122V252H126V250L127 249H129L130 248V250L132 251V248L133 249H136L137 251H139L140 253H138L136 250L134 251L135 253L137 252L138 253V260L139 261H137V260H134V262L132 261V260H130L131 261V263H135V264H201L202 263V261L204 262V259L205 258H207L208 256H210L211 254H213V255H215V258L217 257V259H218V262H221L222 263V259H221V257H222V255L224 254H226V252H227V250L229 249V248H231V246H228L227 244H226V242L224 241V239H225V234L226 233H224V232H226V231H220L219 229H218V227L220 226V224H212L211 223V221H210V218L208 217V212H206L207 211V209L208 208H212L213 206H210L209 207V205H211V204H217L219 207H225V199H224V197L221 195V194H223V192L222 191H220V192H222L221 194H220V192H218V193H216V195L215 196H213V194L212 193H210V191L207 189L206 190V187H207V184H206V182L207 181H205L203 178H202V180H203V183L202 182H200V180L198 181L199 182V185H197V181H196V179H195V181L194 180H192L193 178H192V176L190 177V178H192V179H190L189 177H188V179H190V180H187V178L186 177H184V176H182V175H184L185 174V172H186V170L188 169L187 167H188V163H187V160L186 159H188V158H190L191 157V155H190V157H189V152L191 151L192 152V150L193 149H197L199 146H202L203 145V143L200 145V142H204V144L206 145L207 143V140H208V138H207V140L206 141H204L205 140V138H204V140L202 141H200L199 143L197 142V141H199V138H201V139H203V137H209V131L208 130H205L204 129V131H203V127L204 126H206V124H207V128H208V126H211V124L209 123V121L214 125V127H215V132L217 131L218 132V134L219 135H217L216 137H217V139H216V137H215V139H214V137L211 139V137H209L210 139H209V141H208V145H211L212 143L211 142H213V144L215 145V148L214 149H217V150H221V147L222 146H225L226 145V139H225V137H227L228 135H229V138L230 137H232L233 135L235 136V137H233V139L232 140H234L235 141V139H236V141H240V138H241V135H242V137L244 136V133L243 132H245L248 128H252L253 127V129L254 128H256V123H258V122H260L261 120H260V118H261V115H263L264 116V32L263 33H261V31H263L264 30V26H262V25H264V21H260V20H258L259 21V24L257 23L258 21H257V19L255 18V20H254V22L252 21V23L255 25L256 23L258 24V25H260V28L261 29H259L260 31H259V37H258V32H256V34H254L255 33V30L256 29H254V27H256L257 25H255V26H252V23H251V21H249L248 23H246V22H243ZM16 21V22H15ZM20 21H19V23H20ZM33 21L35 22V23H33ZM3 22V21H2ZM5 22L2 24L1 23V25L2 26H0L1 28H2V30H1V28H0V30H1V32H0V34H2L3 35V33H4V31L3 30H5V28H9V26H10V24H12V23H10L9 25H7V26H5ZM36 22H37V24H36ZM227 22V21H226ZM237 22L239 23V24H237ZM19 23H17L19 26L21 25V24H19ZM31 23H29V24H31ZM246 24V26H247V24H249V27L251 28V29H249L250 31H248V26L246 27L244 24ZM262 23V24H261ZM14 24H12V26L10 27L11 29H9V31L10 32H8V33H12V30H15V28H19V26L18 27H15V26H17V24H15V26H14ZM22 24V25H23ZM4 25V26H3ZM236 25V26H235ZM15 28H14V27ZM238 26H240L241 28H240V30L238 31L237 30V28L239 29V27ZM245 26V27H244ZM12 27L14 28V29H12ZM237 27V28H236ZM253 27V28H252ZM259 26H257L256 28H258ZM235 28H236V30H237V32H236V30H235ZM252 29H254V30H252ZM233 30V32L231 33V31ZM2 31H3V33H2ZM252 31H254V33H252ZM14 32H16V30L14 31ZM13 32V33H14ZM7 33V32H6ZM13 33L11 34V35H13ZM18 32H16V34H17ZM261 34V35H260ZM5 35V34H4ZM257 35V36H256ZM6 36V35H5ZM8 36V35H7ZM14 36H15V34H14ZM10 38H13V37H10ZM10 38H8L7 37V39L5 40V38H3V36H2V38H0V39H3L4 41H2V40H0V41H2V48H6V42L8 43V39H10ZM185 38H188V37H185ZM191 41V40H193V39H191L190 37H189V39H185L184 40V42L185 41H187L186 43H185V45L186 44H190V43H192V42H190L189 43V41ZM1 43V42H0ZM64 43H66V41L64 42ZM208 43V42H207ZM4 44H5V46H4ZM222 44V45H221ZM64 45V44H63ZM66 46H64L62 49L61 48H59L58 50H56V52H54V53H57V54H55L54 55V53H53V55L51 56V58L54 56L55 58H54V60H53V58L51 59L49 56V58L51 59H47L48 60V62L45 64L44 63V65H45V68L43 67H40L39 69H38V71H29V69L30 68H27V66L25 65V66H20V65H18V67H17V65L16 64H14L12 61H11V59H12V56H13V53L11 54V59H10V56H9V54H10V51H7V54L8 55H6V51H3V50H1L2 48H0V117H1V119L3 118H5V117H7V118H9L8 120H7V118H6V120L9 122H3L2 121V123H1V121H0V125L1 126H3L4 127V131H2V127L0 126V130L2 131H0L1 133H0V142L2 141H4V143H5V137H10L9 135H11L12 133L13 134H16L17 132H15L14 130H16L17 131V129H19L21 126L23 127H26V124H27V122H29L28 123V125L31 123V125L33 124V125H35L36 123L35 122H38V124H39V126H38V124H36V127L35 128H37V127H40L41 126V128H42V131L44 130H52L53 129V131H52V133H54V131H55V135H59V136H57V137H60L59 138V140L57 139V137L55 136V135H53L52 133H51V131L49 132V133H51V134H49V138L47 137V138H45V139H43V142L41 143V145H39L38 146V148H45V147H47L48 146V148H49V146H55V145H53V144H56V143H58V141H59V143H58V145L60 146V148L62 149H58L57 148V146H56V148L58 149V150H60V152L62 151V152H66L67 153V151H68V153H70L71 152V150L73 151V150H75V145H78V140L79 139H76L75 138V134H77V135H80L79 133H81V132H78V131H72L73 129H78V127L77 126H75L76 124H75V121H73L72 119H75V120H77L79 123H83V121L85 122V119L86 118H84L83 119V117H82V119H81V121H80V119L78 120L77 118H76V116H74L75 115V111H77V109L79 108L78 106H79V104L80 103H85V101L83 100L82 102H78V98H77V100H74V105H72V107L74 108V107H77V108H74V112H73V110H72V119H68L67 118V115L66 114H59L58 115V112L57 111H55L54 110V106L53 105H51L50 106V108H52V110H54V112L51 110V111H49V112H51V113H55V114H52L51 115V113L49 114V112H48V114H49V116L51 117H45L46 115H48L47 113H45V116H40V117H37L36 119L38 120H34V121H32L33 119H30V118H28V117H26V116H23V118H22V115L20 114V117L19 116H17V115H15V114H17L18 113V111H19V109L17 108V107H19L20 105H21V107L20 108H22V106H26V105H30L31 103H30V100L32 101V97L34 98V96H35V98L33 99V100H35L36 99V101H32L33 103H35V102H39L40 103V101L38 100L37 101V99L40 97H38V95H44L45 94V92H46V90H47V88H49V90H51L52 88H53V90H56V91H58L59 92V94H61L63 91H65L66 90V88L68 87L67 86V83H66V80H68V77H69V73H70V71H72L74 68H76V67H78V66H81L82 65V63L83 62H80V60L78 59V58H74L75 57V55H77V54H80V55H82V58H80L81 60H83L84 59V53L83 52H85V50H86V46H83L81 43H80V45H79V42L78 43H76L74 46H71V44H70V42H69V45H68V43H66L65 44ZM68 45V46H67ZM216 46V47H215ZM223 48H222V47ZM263 46V47H262ZM1 47V46H0ZM216 48H218L217 50H216ZM222 48V49H221ZM262 48V49H261ZM7 49H8V47H7ZM167 49V50H166ZM186 49V48H185ZM89 48L87 49V52H89ZM149 50V49H148ZM162 50V51H161ZM164 50V51H163ZM165 50H166V52H169L170 51V53L168 54V53H166L165 52ZM213 50H215V51H213ZM246 51V50H248V51H246V53L247 54H245V53H243V51ZM260 50H261V52H260ZM94 51V50H93ZM93 51H91V52H93ZM171 51L173 52V54L171 53ZM186 51H188V50H186ZM211 51H213V53H211ZM98 52H103V51H101V50H99ZM162 52V53H161ZM187 53H188V55H187ZM242 54V56H243V60L241 59L242 58V56H241V54ZM249 53V54H248ZM102 53H98V55L100 56ZM128 53H124V54H122V61L124 62V64H125V66H129L128 68H130V66H131V64L129 63V61H128V58L129 57H136L137 56V54L136 55H127ZM134 54V53H133ZM165 54V55H164ZM168 54V55H167ZM170 54H172V55H175V56H173L172 57V55H170ZM180 54V56H178V57H176L177 55H179ZM189 54H192L191 52L189 53V51L188 52H186V55H183L181 58H185L186 57V59H188L190 56H189ZM194 55H195V53H193ZM193 54H192V56H193ZM91 55H92V53H91ZM249 56L250 55V57H245V56ZM94 58H96V54L95 55H92ZM101 56H103V54L101 55ZM153 56V55H152ZM157 56H158V59H157ZM166 56V57H165ZM170 56V57H169ZM188 56V57H187ZM238 56H240V58H238ZM47 57V58H48ZM159 57H160V59H159ZM163 57H164V59H163ZM167 57H169L170 59H172V60H167ZM172 57V58H171ZM245 57V58H244ZM176 58H177V60H178V62L179 61H181V62H179L180 63V65H178L179 63L177 62V60H176ZM179 58V59H178ZM14 59V58H13ZM76 59V60H75ZM78 59V60H77ZM75 60V61H74ZM167 60V61H166ZM223 60H225V63L224 64H226V62H227V65H224L223 66ZM227 60V61H226ZM49 61L51 62V64L49 63ZM55 61V62H54ZM174 61V62H173ZM186 61H188V60H186ZM220 61H222L221 62V64H219L220 63ZM230 61V62H229ZM77 62H80V63H78L77 65L75 64V63H77ZM158 62V63H157ZM159 62H161V67H158V66H160V64H159ZM177 62V65L178 66H175L176 63ZM200 62V61H199ZM202 62V61H201ZM217 62V63H216ZM219 62V63H218ZM230 64H229V63ZM50 65H49V64ZM129 63V64H128ZM187 63H189V61L187 62ZM198 63V62H197ZM203 63V62H202ZM127 64V65H126ZM159 64V65H158ZM217 64H219V66H217ZM230 66H229V65ZM158 65V66H157ZM186 65H188V64H186ZM200 65H201V63H200ZM203 65H204V63H203ZM221 65V66H220ZM124 66V67H125ZM224 68H223V67ZM227 66H229V68H226ZM123 66H122V72H123V68H124ZM178 67H181V69L179 68V70H178ZM187 67V68H186ZM190 67V66H189ZM231 67V68H230ZM42 68V69H41ZM125 68H127V67H125ZM166 70H165V69ZM182 68H184L185 70L187 69L188 71H187V73L188 74H186V72H182ZM205 68H206V70H205ZM227 69V71H226V69ZM229 69V70H228ZM163 70L161 71V73L163 72ZM180 70H181V72H180ZM194 70L196 71V72H198V73H195L194 72ZM184 71V70H183ZM227 72V75H226V72ZM35 72H37L36 74H37V82H36V79H35V84L32 82H30V80H32V79H34V77L36 76L34 73ZM190 72H191V74H190ZM34 74V75H33ZM162 74V75H163ZM169 76H171V77H169ZM183 74H185V76H183ZM196 74H198V75H196ZM225 74V75H224ZM229 74V75H228ZM123 75V74H122ZM165 75H164V77H165ZM33 76V78L32 79H30V77H32ZM128 76V75H127ZM182 76V77H181ZM189 76V77H188ZM163 77V78H164ZM165 77V78H166ZM183 77H185V78H183ZM187 77V78H186ZM197 77V78H196ZM228 77V78H227ZM243 77H245V79L247 80V81H244V78ZM123 78V77H122ZM122 78H120V80L121 81H123L124 82V80L125 79H122ZM127 78V77H126ZM129 78V77H128ZM163 78H160V81L159 82H161V80H164ZM192 78V79H191ZM200 79V80H194V79ZM228 80H227V79ZM259 78V79H258ZM154 79V78H153ZM156 79H157V77H156ZM158 79H159V77H158ZM187 79H189L188 81H187ZM248 79H250V81L248 80ZM256 79H258L259 81H257ZM263 79V80H262ZM167 80V81H168ZM185 80V81H184ZM193 80V81H192ZM34 81V80H33ZM121 81H120V83H121ZM128 81V80H127ZM154 81V80H153ZM173 81V82H172ZM122 82V85H125V83H127L126 81L123 83ZM135 82V81H134ZM185 82H187V84H188V82H189V86H187L186 85V83ZM193 82H195V84L193 83ZM247 82H249L248 83V86L246 85L247 84ZM130 83V82H129ZM159 85H158V84ZM170 83V84H169ZM131 84V88H134L133 87V85H132V83H130ZM150 86V87H149ZM243 86H245L244 87V89H243ZM33 88L32 90L30 89V88ZM123 88H127V86L125 85V87L124 86H122ZM51 88V89H50ZM55 88V89H54ZM122 88V89H123ZM137 88V90H138V87H136ZM135 88V89H136ZM151 88L153 89L152 91H150L151 90ZM161 88H163V89H160ZM242 89L244 90V92H246V94H247V96H248V98L245 100V102H244V100L243 99H245L244 98V96H243V98H241L240 96V94H242ZM53 90H51V93L50 94H48L47 92V94L50 96L51 94H53L52 96L54 97V95L56 96H58L59 94H55L56 93V91H53ZM134 90V89H133ZM159 90V91H158ZM45 91V92H44ZM125 91H127V92H129L130 91V89L128 88V89H123V92L125 93ZM140 91H142V90H140ZM140 91H137L136 92V90H134L133 92H134V94H142V95H144V93L142 92H140ZM241 91V92H240ZM54 92V93H53ZM126 92V93H127ZM133 92H130V93H133ZM157 92H158V94H157ZM159 93H162L163 95H165V96H163L164 97V99L163 100H161L160 99V95H162V94H159ZM47 94L45 95V96H41L42 97V99H41V102H45V104H46V108H47V106H48V108H49V105H50V101L49 100H51V96H50V99H49V96H48V98H47ZM139 94V95H140ZM155 94V95H154ZM142 95H141V97H142ZM160 96V97H158L157 98V96ZM36 96H37V98H36ZM137 97H138V95H136ZM40 97V98H41ZM44 97L46 98V100L44 99ZM132 97V96H131ZM140 97V96H139ZM29 98H31L30 100L27 99ZM133 98V97H132ZM238 98H240L239 100H238ZM44 99V100H43ZM48 99V100H47ZM81 100H82V98H80ZM25 100L26 101H28L29 103H27L26 104V102H25ZM136 100H137V98H136ZM50 102V103H48V102ZM52 102H53V104H54V102L56 101H53V100H51ZM138 101V100H137ZM168 101V102H167ZM244 102V106H246V107H244L243 106V103L242 102ZM25 102V103H24ZM236 102L237 103H240V104H238V106H237V108H238V113H239V116H235L236 114H234V112H232V114H234V116H232V114H231V116H230V113H231V109H234L233 108V106L234 105H236ZM21 103V104H20ZM32 103V104H33ZM57 103V102H56ZM88 103V102H87ZM135 103H137V102H135ZM140 103H141V101H140ZM241 103H242V106L245 108V112L243 111L244 109H242V111L240 112V110L241 109H239L240 108V106L239 105H241ZM7 104H9V106H10V104H11V106H10V108L13 110H11V109H9V106L7 107ZM18 104H20L19 106H18ZM52 104V103H51ZM139 104V102L137 103V105ZM149 104V105H150ZM157 104V105H156ZM227 104H229V108L227 107V112H226V109H225V107L226 106H228ZM230 104H232V106L230 105ZM17 106V107H16ZM43 106H45V105H43ZM139 106V105H138ZM155 106H153L155 109H154V111L156 110V107ZM18 109V110H16V108ZM58 107V106H57ZM72 107H70V109H72ZM152 107V108H153ZM169 107H170V109H169ZM235 107V106H234ZM5 108V109H4ZM8 108V109H7ZM45 107H43V109H44ZM44 109V110H49V109ZM56 108V107H55ZM63 108V107H62ZM151 108V110L153 111V109ZM169 109L168 111L167 110H165V109ZM183 110H182V109ZM242 108V107H241ZM4 109V110H3ZM60 109V107L57 109V110H59ZM225 109V110H224ZM231 111H230V110ZM6 110V111H5ZM11 110V111H10ZM63 110H65V109H63ZM63 110H61V111H63ZM1 111H3V114H2V112ZM14 111H16L15 112V114L13 113ZM150 111V110H149ZM180 111V112H179ZM229 111V112H228ZM5 112V113H4ZM8 112H10V113H8ZM64 112V111H63ZM151 112V111H150ZM158 112V111H157ZM172 112L174 113L173 115H171L172 114ZM181 112H184V113H181ZM220 112V113H219ZM244 112V113H243ZM60 113V112H59ZM64 113H66V112H64ZM183 114L184 115V117L181 115V114ZM7 114H11V116L13 115V119H14V117H15V120H16V118L18 119V120H13V119H10V118H12L11 116L9 117V115H7ZM115 114V113H114ZM153 115H154V112L152 113ZM156 114V113H155ZM158 114H160V113H158ZM170 114V115H169ZM178 114H180V117L178 118ZM210 114L211 115H216V117L215 118H212V116L210 117V119L212 118V119H215V120H210L208 117L210 116ZM227 114V118L225 117V115ZM1 115H5L4 117L3 116H1ZM19 115V114H18ZM55 115L57 116L56 118H54L55 117ZM66 115V116H65ZM229 115V116H228ZM17 116V117H16ZM52 116H53V119H52ZM60 116V118H58ZM111 116H112V118L114 117L113 116V113L111 114ZM156 116H157V114H156ZM166 116H167V118H166ZM170 118H169V117ZM176 116V117H175ZM42 117V119H40ZM44 117H45V119H44ZM77 117L78 118H81L80 117V115H78L77 114ZM87 117H88V115H87ZM139 117V116H138ZM158 117V116H157ZM173 117H174V119H173ZM229 117H232L231 118V120L229 119ZM26 119V121H27V119H28V121L27 122H25L24 120ZM39 118V119H38ZM57 118H58V120H57ZM89 118V117H88ZM87 118V119H88ZM141 118V117H140ZM159 118H160V116H159ZM158 118V119H159ZM172 118V121L170 120ZM176 118H178L177 120H175ZM207 118V119H206ZM2 119V120H3ZM21 119L23 120L22 122H21ZM54 119H56V120H54ZM86 119V120H87ZM89 119H91V118H89ZM93 119V118H92ZM139 119V118H138ZM180 119V120H179ZM184 119V120H183ZM5 119H4V121H6ZM11 120H12V122H11ZM39 120H40V122H41V120H42V123H43V125H40V124H42V123H39ZM115 120V119H114ZM145 120V118H141L140 120H139V122H138V124L140 125L141 124V122H143V121ZM149 120V119H148ZM175 120V121H174ZM183 120V121H182ZM17 122L18 121V124L17 123H15V122ZM34 122V123H32V122ZM94 121V119L92 120V121H90V122H93ZM165 121V120H164ZM175 123H177V124H174V122ZM214 121V122H213ZM258 121V122H257ZM15 124H14V123ZM21 122V123H20ZM24 122V123H23ZM51 122V123H50ZM55 122V123H54ZM125 122V121H124ZM123 122V123H124ZM188 122V123H187ZM5 123V124H4ZM23 123V125H21ZM55 124L54 125V127H53V125L52 124ZM129 123V122H128ZM161 123V122H160ZM183 123H186L187 124V126L188 125H190L189 127H191L192 128V126H194V127H196V128H198V129H196V128H194L193 127V129H196L197 131L200 129V127L202 128L201 130L203 131V132H205L206 131V135H208V136H205V134L204 133H201L202 135H200L199 134V136H197V134H196V137H197V139H195L196 137L195 136H191V134H189L190 135V137L188 138V135H187V138H188V140L187 139H185L184 138V135L186 134L185 132L183 133H181L180 134V131H182V129L183 128H181V127H179L178 128V126H182L181 124H183ZM203 123V124H202ZM209 123V124H208ZM263 123V122H262ZM3 124V125H2ZM9 125V126H7V125ZM14 124V125H13ZM17 124V125H16ZM25 124V125H24ZM48 124L50 125V126H48ZM86 123H83L82 125H85ZM124 124H126V123H124ZM144 124V123H143ZM203 125V127H202V125ZM13 125V126H12ZM15 125L17 126L16 128H15ZM51 125H52V129H50L51 128ZM87 125H88V123H87ZM150 125L151 124H149L148 126H149V128H150ZM173 125H176L175 126V128L177 127L178 129H179V131H177L178 129L176 128L175 129V131H174V127H173ZM199 125V127H197ZM7 126V127H6ZM90 126H91V123H90ZM124 126H126V125H124ZM143 126V125H142ZM145 126H146V124H145ZM152 126V125H151ZM155 126V125H154ZM157 126V125H156ZM13 127V128H12ZM19 127V128H18ZM23 127V128H24ZM29 127L31 128V126L29 125ZM33 127V126H32ZM57 127H59V128H57ZM80 127V126H79ZM87 127V126H86ZM88 127H89V125H88ZM144 127V126H143ZM143 127H142V129H141V132L144 130L143 129ZM164 127V126H163ZM5 128H7L6 130L7 131H5ZM9 128H10V132H12V133H10L9 132ZM41 128H39L40 130H41ZM45 128V129H44ZM128 128V127H127ZM144 128H147V127H144ZM154 127H152V129H153ZM157 128H159V127H157ZM204 128H206V127H204ZM210 128V127H209ZM38 129V128H37ZM59 130V131H57V130ZM72 129V130H71ZM131 129V128H130ZM156 128H154V130H155ZM171 129H173V132L171 131ZM63 130V131H62ZM66 130V131H65ZM68 130H69V132H68ZM147 130V129H146ZM201 130H200V132H201ZM230 130H231V132H232V134H230ZM132 131H133V129H132ZM179 132L178 134L177 133H175V132ZM6 132V133H5ZM58 132V133H57ZM62 132V133H61ZM126 132H127V130H126ZM130 132V131H129ZM141 132H140V135H141ZM194 132H196L195 130H194ZM249 131L247 130V133H248ZM2 133L5 135H2ZM8 133V134H7ZM68 133V134H67ZM119 133H121V132H119ZM128 133V132H127ZM137 133V132H136ZM147 134L146 132H144L143 131V134ZM150 133V132H149ZM149 133H148V135H149ZM43 134V133H42ZM60 134H63V135H60ZM64 134H66V135H64ZM122 134H124V133H122ZM129 134V133H128ZM127 134V135H128ZM137 134H139V133H137ZM136 134V135H137ZM142 134V135H143ZM151 134V133H150ZM155 132H153L152 131V134H151V136H149L151 139L153 138V139H156V137L158 136L157 134L158 133H156L155 135ZM163 134H165V131L163 132ZM43 135H45V134H43ZM50 135L51 136H54V137H52V138H56V140L54 141V140H52L51 138H50ZM71 135V136H70ZM119 136L121 135V134H118ZM125 136L124 137H126L127 135L126 134H124ZM130 136L132 135V137H133V135H135V133L134 134H132L131 132H130V134H129ZM139 135V136H140ZM159 135H161V134H159ZM183 135V136H182ZM231 135V136H230ZM257 135L258 134H256V136L255 137H257ZM72 136H73V138H72ZM107 136H111V134H109V135H107ZM129 136V137H130ZM186 136V135H185ZM202 136V137H201ZM210 136H212V135H210ZM259 136V135H258ZM13 137V136H12ZM12 137H10V138H6V140H7V143H6V146L5 147H10V148H12V146L11 145H9V144H11V142L13 141V140H11V138ZM77 137V136H76ZM122 137H123V135H122ZM121 136L119 137L120 139L122 138ZM123 137V139H125L124 140V142L126 143V145H125V143H124V145L126 146H124L122 149H119L120 150V153H121V150H123L124 151V148L125 149H128L127 147V145H128V143H127V141L128 140H126V138H124ZM128 137V138H129ZM137 137V136H136ZM142 137V136H141ZM148 137V138H149ZM155 137V138H154ZM183 139H182V138ZM76 139L75 140V142H77V144L74 142V140H72V139ZM78 138V137H77ZM127 138V139H128ZM135 138V137H134ZM149 138V139H150ZM158 138V137H157ZM244 138V137H243ZM250 138V137H249ZM249 138H245V139H249ZM259 138V137H258ZM11 140V142L10 143H8V141L9 140ZM14 139V138H13ZM139 139H140V137H139ZM149 139H147V140H149ZM184 140V143L182 142V140ZM191 139H193V140H191ZM215 141H214V140ZM257 139V138H256ZM260 140H258L259 142H258V144L256 145V143H255V145H256V147L257 148H255V146H254V148H255V155L257 156V157H263L264 156V146H263V144H264V139H263V135H261V137L259 138ZM54 141L53 143H51L52 141ZM136 140V139H135ZM143 140V142H144V139H142ZM146 140V139H145ZM213 140V141H212ZM231 140V142H233ZM262 140V141H261ZM51 141V142H50ZM123 141V140H122ZM137 141H138V138H137ZM137 141H135L134 143H143V142H139V141H141V140H139L138 142ZM150 141V140H149ZM153 141V140H152ZM185 141H188V142H186L185 143ZM194 141V142H193ZM195 141L198 143V144H196L195 143ZM233 142L234 144L236 143V146H238L237 144L239 143H237V142ZM247 141V140H246ZM257 141V140H256ZM255 141V142H256ZM0 143L1 145L3 144V143ZM50 142V143H49ZM211 144H210V143ZM12 143H14V142H12ZM75 143V144H74ZM147 143H150V142H148L147 141ZM189 143H192V145H189ZM194 143H195V146H194ZM241 143V142H240ZM249 143V142H248ZM8 144V145H7ZM51 144V145H50ZM187 144V145H186ZM212 144V145H213ZM0 145V148H2L4 145H2L1 146ZM142 145V144H141ZM141 145L139 146L138 145V147H141ZM144 145V144H143ZM149 145H151V144H149ZM198 145V146H197ZM207 145V146H208ZM212 145L211 146H205V150L203 151L202 150V148H203V146H202V148H200V152H202V154H205V153H207V151H209V152H211V151H213V147H212ZM228 145V144H227ZM239 145H241V144H239ZM252 145V144H251ZM254 145V144H253ZM261 145L263 146V147H261ZM137 145L135 144V147H136ZM185 146H186V148H188V147H194L192 150H188V149H185V150H187V151H185L184 150V148H185ZM188 146V147H187ZM5 147H3V148H5ZM74 147V148H73ZM79 147H80V145H79ZM210 147H211V149H210ZM217 147V148H216ZM253 147V146H252ZM2 148V149H3ZM10 148H9V150H10ZM51 148V147H50ZM72 148V149H71ZM7 149V148H6ZM6 149H4V150H6ZM14 147H13V150L11 149V152H9V150L7 149V151L9 152V153H11V154H9L8 152H6V154L8 153V155H6V154H4L3 152H4V150H1V152H0V155L2 156V154L1 153H3L4 155H6V156H4V158L2 157L1 158V156H0V159H4L5 161H6V159L8 160V158H11V156H12V154H13V152H14ZM136 149H137V147H136ZM144 149V148H143ZM147 149V148H146ZM199 149V148H198ZM204 149V148H203ZM206 149H207V151H206ZM70 150V151H69ZM80 150H82V149H80ZM79 150V151H80ZM140 149L138 148V151H139ZM202 150V151H201ZM79 151L77 152V149L74 151V152H76V153H79ZM122 151V155H121V162L122 163H120L119 165H118V167H119V169H122L123 167V169H125V170H123V172H125V173H127V172H131L130 171V169L132 170V167H133V165H132V162L130 161V160H133L132 158V154H131V152H129V154H131V157H130V155L128 154V151L129 150H125L126 152H123ZM143 151V150H142ZM146 151V150H145ZM194 151V150H193ZM81 152V151H80ZM82 152H83V150H82ZM119 152V151H118ZM144 152V151H143ZM167 149H166V153L165 154H167ZM209 152H208V154H209ZM141 153V152H140ZM146 153V152H145ZM147 153H148V151H147ZM146 153V156L147 155H149V154H147ZM185 153H188V154H185ZM63 154V153H62ZM135 154H136V151H135ZM137 154H138V156H139V152H137ZM142 154V153H141ZM144 154V153H143ZM169 154H170V152H169ZM193 154H194V152H193ZM70 155V154H69ZM161 155V154H160ZM168 155V154H167ZM185 156L184 158L185 159H183V156ZM188 157H187V156ZM195 155V154H194ZM9 156V157H8ZM88 156V155H87ZM120 156V155H119ZM165 156V155H164ZM163 156V157H164ZM206 156V155H205ZM5 157H6V159H5ZM130 157V158H129ZM147 157H150V156H147ZM169 157V156H168ZM86 158V157H85ZM138 158V160H139V158H141V157H137ZM152 158H153V156H152ZM154 159V158H153ZM161 159V158H160ZM161 159V160H162ZM170 159V160H171ZM183 159V160H182ZM145 160H147L146 159V157H145ZM149 161V160H148ZM172 161V160H171ZM185 161L186 163H183V162ZM189 161V160H188ZM147 162V161H146ZM150 162V161H149ZM179 164H181V165H179ZM128 163H130V165L128 164ZM139 163V162H138ZM182 163H183V166H182ZM190 163V162H189ZM2 164H3V162H2ZM151 164V163H150ZM185 164V165H184ZM187 164V165H186ZM191 164V163H190ZM4 165V164H3ZM128 166H129V171H127L128 169ZM182 166V167H181ZM186 167V169L185 168H183V167ZM0 167H2V165H1V162H0ZM141 167V168H140ZM152 167V166H151ZM155 167V168H154ZM181 167V168H180ZM159 168H161V169H159ZM171 169V170H169V169ZM179 169V171L177 172V170ZM137 169V170H138ZM153 169V170H152ZM156 169V170H155ZM159 169V170H158ZM177 169V170H176ZM181 169H184V172L180 175L182 178L181 179H179V176L178 175H176V172H177V174H180V171L182 172L183 170H181ZM189 169H190V167H189ZM121 170V171H122ZM133 170H136V169H133ZM160 170L162 171V173H160ZM140 171V170H139ZM140 171V173L141 174H143L142 172ZM155 171V172H154ZM156 171H159V173L158 172H156ZM187 171H189V170H187ZM190 171H192V170H190ZM189 171V172H190ZM123 172H120V173H123ZM138 172V171H137ZM163 172L165 173V174H163ZM139 174V173H138ZM156 174H158L157 176H159V177H157L156 176ZM160 174H162V175H165V176H162V177H164V179L162 180L161 178L162 177H160ZM188 174V173H187ZM123 175V174H122ZM146 175V176H145ZM138 176V175H137ZM136 176V177H137ZM178 176V177H177ZM185 176H188V175H186L185 174ZM139 177V176H138ZM168 177H170V179L168 178ZM144 178H146V180H144ZM178 178V179H177ZM183 178H185L183 181H182V179ZM136 179V178H135ZM139 179V178H138ZM162 181H161V180ZM168 179V180H167ZM165 180V181H164ZM185 180H187V182L185 181ZM201 180V181H202ZM117 181V180H116ZM116 181H114V182H116ZM168 181V182H167ZM189 181H190V183H189ZM193 181H194V184L196 183V186H194V185H192V186H194L195 188H197V189H195V194H199V197H201L202 196V198H203V201H202V203H201V207H200V212H199V225H198V227L197 228H193L192 227V229H193V233L196 235V238H191V235L190 234H192V229H191V225H192V221H193V215H192V208L190 207V202H191V197H192V195H193V193H194V191L190 194V193H188V191H190L191 189L193 190V188H192V186H191V184H193ZM134 182V183H133ZM201 183V184H200ZM190 184V185H189ZM209 184V183H208ZM262 185L264 186V179L262 180ZM189 188H188V187ZM190 186H191V188H190ZM199 186V187H198ZM161 188H165V189H163V190H161ZM182 188H184L186 191H187V193L188 194H190V195H188L187 193H185L186 191L184 190V189H182ZM209 188V187H208ZM216 188H217V190L219 191L220 190V187H217L216 186ZM159 189V190H158ZM170 189V190H169ZM181 189L183 190V191H185L184 193L185 194H183L182 192H181ZM190 189V190H189ZM198 189H200L199 190V192L197 193V191L196 190H198ZM166 191V192H162V191ZM191 190V191H192ZM155 191V192H154ZM157 191V192H156ZM168 191V192H167ZM145 192V193H144ZM263 193H264V190L262 191ZM188 196H190V197H188ZM119 197V198H118ZM191 198V199H190ZM210 198V199H209ZM74 200V199H73ZM216 200V201H215ZM75 202H76V200H75ZM75 202H73L74 203V205H75ZM148 202L149 203H152V206H151V204H149L151 207H153V208H151L150 209V207H149V209L147 208V205H148ZM123 203H125V204H123ZM84 204V203H83ZM107 205H108V203H106ZM105 204V205H106ZM119 204V205H118ZM145 204H147V205H145ZM224 204V205H223ZM115 205V206H114ZM117 205V206H116ZM140 205H142V207L139 209V206ZM239 205H241V207H240V209H239V214H241L240 213V210H246L247 208V205H246V203H240ZM77 206V205H76ZM84 206V207H85ZM100 206V205H99ZM104 206V205H103ZM155 206V207H154ZM215 206V205H214ZM92 207V208H91ZM102 207V206H101ZM208 207V208H207ZM83 208V207H82ZM103 208V207H102ZM217 208V209H216ZM216 208H213V209H215L216 210V216L218 217V218H220L219 219V221H221L222 222V217H223V215H222V217H221V214L222 213H220V210H219V208L218 207H216ZM120 209V211H118ZM70 210V209H69ZM90 210V211H89ZM96 210V209H95ZM112 210V211H111ZM127 212V214H125L124 215V213H126L125 211ZM128 210V211H127ZM130 210V211H129ZM218 210V211H217ZM226 210V209H225ZM102 213H101V212ZM108 211H110V213L113 215V216H111L110 217V213L108 212ZM222 211V210H221ZM86 212H89V214H90V216H89V214H88V216L86 215ZM95 212V213H94ZM103 212H105L104 214H103ZM122 212V213H121ZM128 212H129V216H127L128 215ZM132 212H133V215H132ZM191 212V213H190ZM218 212V213H217ZM69 213V212H68ZM76 213V214H75ZM101 214V216L103 217V215L105 216L103 219H106L107 221L105 222L103 219H102V217H101V219L102 220H98V219H100V214ZM109 213V214H108ZM114 213H115V215H114ZM103 214V215H102ZM122 214V215H121ZM218 214V215H217ZM108 215V216H107ZM117 215H119L120 216V218H119V216H117ZM220 215V216H219ZM99 216V217H98ZM123 216V217H122ZM215 216V218H217ZM84 217H87V218H84ZM98 217V218H97ZM111 219H110V218ZM118 217V218H117ZM126 217V218H125ZM127 217H128V219H127ZM129 217H131V218H129ZM84 218V219H83ZM115 218H117V221L115 220ZM122 218H125L124 220H122ZM72 219V218H71ZM72 219V220H73ZM114 219V220H113ZM120 219V220H119ZM127 219V220H126ZM129 219H130V223H129ZM222 219V220H221ZM102 221H104L103 223H102ZM109 221H111L110 223H109ZM112 221H113V223H112ZM114 221H116V223L114 224ZM123 221H124V223H123ZM126 221V222H125ZM142 221H144V222H146V223H144V222H142ZM118 222V223H117ZM220 222V223H221ZM73 223V222H72ZM111 224L112 226L114 225H118L120 228H117L116 226V228L113 226L112 227V229L114 230H112L111 229V232H110V229L108 230V229H105V227L108 225V224ZM75 223H73L72 225H74ZM100 224H102V225H100ZM106 224V225H105ZM127 225V224H129L130 226H132V228H130L132 231L134 230L135 232H132L130 229H126V228H123L124 227V225ZM132 224V225H131ZM95 225H94V227H95ZM105 225V226H104ZM110 225V226H111ZM242 226V225H241ZM101 227V228H100ZM133 227H134V229H133ZM96 228V227H95ZM232 228V227H231ZM242 228L244 229V230H247V225H245V224H243V226H242ZM99 229H103V230H101V231H99ZM105 229V230H104ZM105 231H109L108 233H106L105 234ZM126 231V233L123 235V233ZM128 231H130L129 233H128ZM100 232H101V234H100ZM115 232V233H114ZM135 233V235H134V239L136 238V241L134 240V245H133V243H126L129 239V237H127V234H129L128 236H131L132 235V233ZM228 232L229 233H231V232H234V230L233 229H229L228 230ZM77 233V234H76ZM104 233V234H103ZM224 233V234H223ZM77 235V236H74V235ZM107 234L112 238V239H110V237H108L109 239H107V240H105V242H107V243H105L104 242V240L102 241L101 239H106V237H107ZM169 234V235H168ZM67 235H68V237L69 238H67ZM72 235H73V237H72ZM96 235V236H95ZM100 235V236H99ZM106 237H105V236ZM126 235V236H125ZM174 235H178V237H183V242L181 243H178V244H180V245H178L179 247H176V245H175V247H173L174 245L172 244V243H169V241L171 240L172 241V237L171 236H174ZM232 235H233V233H232ZM103 236H104V238H103ZM124 237V240L126 239L127 241H123L122 242V239H123V237ZM136 236V237H135ZM159 236V237H158ZM164 236V241H162L163 240V237ZM76 237H78L77 239H76ZM96 237H97V244H96V241H94V243H92V244H90L91 242H93V238H94V240L96 239ZM120 237H121V242L122 243H124L126 246H128V248H126V249H124L123 248V246H125L124 244H122V243H120V242H118V240L120 239ZM152 237H155V239L156 238H159V239H156V240H158V242L154 239V241H156V242H153V238ZM167 237H169L170 239H169V241L167 242L166 241V238ZM60 238H62L61 236H60ZM150 238H152L151 240H150ZM162 238V240H160ZM224 238V239H223ZM67 239H69V241L67 240ZM70 239H71V241H70ZM84 239V240H83ZM113 239H115V240H113ZM168 239V238H167ZM64 241V242H62V241ZM83 240V242L85 241V243L86 244H82V241ZM98 240H100V241H98ZM108 240H110V241H108ZM113 240V241H112ZM116 241V242H115ZM160 241H162V242H164V244L162 243V242H160ZM166 241V242H165ZM58 242V241H57ZM104 242V243H103ZM136 242V243H135ZM151 242H153V243H151ZM173 242V241H172ZM225 242V243H224ZM58 243V244H59ZM67 245H66V244ZM100 243V244H99ZM109 243V244H108ZM168 243L169 244H172V247H173V250H172V247H171V245H168ZM58 244H56L57 246H59ZM82 244V245H81ZM104 244H106V245H104ZM128 244V245H127ZM131 244V245H130ZM167 244V245H166ZM94 248L95 250H96V248H98L97 250V252L95 251V250H92V248ZM106 246H108L109 248L108 249H110V251H111V254L109 255V250H106L107 249V247ZM111 246V247H110ZM113 246V247H112ZM130 246V247H129ZM131 246H135V247H131ZM136 246L139 248V250H138V248H136ZM96 247V248H95ZM101 247H103V249L101 248ZM105 247V248H104ZM167 247V248H166ZM90 248V249H89ZM112 248V249H111ZM118 249V250H116V249ZM120 248H122L121 250H120ZM174 248H176V249H174ZM177 248H179V249H177ZM91 251L90 252V254L92 253L93 254V252H94V256L93 255H90L89 256V258H91V260L89 259V258H87L88 257V253H89V250ZM113 249H115L114 250V252H113V254H112V251H113ZM86 250H88V252L86 251ZM104 250V252L103 253H105L106 254V256H104V254L103 253H101L102 251ZM119 250H120V252H119ZM125 250V251H124ZM129 250V251H130ZM176 250V251H175ZM178 250H179V252H178ZM100 251V253H98ZM108 252V253H106V252ZM116 251H118V252H116ZM128 251V252H129ZM133 252V253H134ZM176 252H178V253H176ZM44 253V252H43ZM43 253H42V255H43ZM47 253L49 254L50 252H49V250L47 251V252H45V254H46V256L45 255H43L42 256V258L39 260V262L37 263V264H39L41 261V263L40 264H50L52 261L51 260H49V255H47ZM57 253V252H56ZM56 253H55V255H56ZM70 254L69 256L67 255V254ZM96 253V254H95ZM116 255H115V254ZM130 253H132V252H130ZM136 253V254H137ZM65 254V255H64ZM98 254H101V255H98ZM103 254V255H102ZM87 255V256H86ZM99 256V258H98V256ZM112 255H115V258H113L114 256H112ZM59 256H61V255H59ZM68 256V257H67ZM100 256H102V257H100ZM45 257H48V262H45V261H47V259L45 258ZM56 257V256H55ZM66 257H67V259H66ZM105 257H106V259H105ZM108 257H110V258H108ZM117 257V258H116ZM94 258H95V261H94ZM43 259H46L45 261H44V263H43ZM56 260H58L57 258H55ZM54 259V260H55ZM93 259V260H92ZM111 259V260H110ZM112 259H114V260H112ZM130 259H131V257H130ZM200 259H202V260H200ZM55 260V261H56ZM64 260H65V262H64ZM108 260H110V261H108ZM116 260V261H115ZM51 261V262H50ZM55 261H53V263L52 264H54V262ZM98 261V262H97ZM118 261V262H117ZM57 262V263H58ZM67 262V263H66ZM102 263V262H101ZM105 263V261L102 263V264H104ZM112 263V264H113ZM127 263H128V260H127ZM130 262H129V264H131Z\"/></svg>",
    "mask_w": 264,
    "mask_h": 264
}]
</instances>
